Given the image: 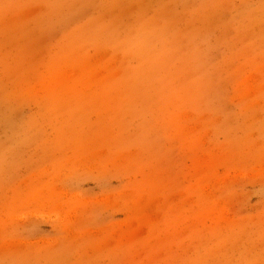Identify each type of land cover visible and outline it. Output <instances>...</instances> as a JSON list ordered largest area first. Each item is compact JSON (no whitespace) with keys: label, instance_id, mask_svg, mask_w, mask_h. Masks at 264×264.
<instances>
[{"label":"rangeland","instance_id":"374dc122","mask_svg":"<svg viewBox=\"0 0 264 264\" xmlns=\"http://www.w3.org/2000/svg\"><path fill=\"white\" fill-rule=\"evenodd\" d=\"M0 264H264V0H0Z\"/></svg>","mask_w":264,"mask_h":264}]
</instances>
